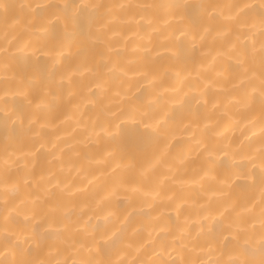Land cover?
<instances>
[{
	"label": "snow or ice",
	"instance_id": "6c2138e0",
	"mask_svg": "<svg viewBox=\"0 0 264 264\" xmlns=\"http://www.w3.org/2000/svg\"><path fill=\"white\" fill-rule=\"evenodd\" d=\"M0 264H264V0H0Z\"/></svg>",
	"mask_w": 264,
	"mask_h": 264
},
{
	"label": "bare ground",
	"instance_id": "6f19581e",
	"mask_svg": "<svg viewBox=\"0 0 264 264\" xmlns=\"http://www.w3.org/2000/svg\"><path fill=\"white\" fill-rule=\"evenodd\" d=\"M133 2H135V0H133ZM152 40H153V44H155L156 43L155 36L152 37ZM223 46H224V41H222L220 39H213V37H211V36H209L207 38L206 49L211 53V55H214L216 50L223 48ZM160 52H161V54H163L164 50L160 49ZM231 62L235 63L234 60L231 61ZM221 63H223L225 66H227V64L229 63L228 58L225 57L222 61L219 58H217V67H219V65ZM190 71H191V75L189 77V82L196 85V92L193 93V92H191V90H189L190 91V95H192V94L198 95L199 90L203 87V85H201L200 83H198L195 80V75H196L195 71H193L191 69H190ZM225 75H227V74H225ZM221 84L224 87L228 86L225 82L222 81L220 84H217V86H216L217 89H219L221 87ZM198 107H200V105H198L196 103V101H193V108H198ZM83 110L86 111L88 114H91V109H89L87 107H84ZM205 111H207V109H205ZM61 119H62V117H61ZM201 127H202V122H201ZM54 131H59V130L56 129ZM229 135H230V133H229ZM178 136L185 143L186 147H189V148L194 147V141L191 140L190 135L188 133L178 132ZM187 175L191 176L192 175L191 171H189L187 173ZM186 194L191 198V199H189V204L191 205V204L195 203V201L198 200L201 197V191H200L199 185H196V184H188V185H186ZM117 199H123V196L119 195V196L113 197L114 202ZM160 211H161L165 221H170L169 226L170 227L174 226L175 223H176V212L173 211L170 208H167V207H162L160 209ZM184 220H185V217L181 216L180 217V222L183 223ZM189 221L191 223H195V218L194 217H190ZM173 255H175V254H173Z\"/></svg>",
	"mask_w": 264,
	"mask_h": 264
}]
</instances>
